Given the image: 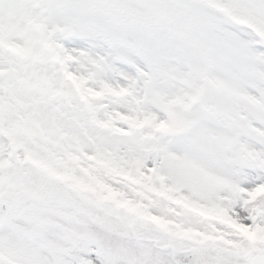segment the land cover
<instances>
[{"label":"snow or ice","instance_id":"6c2138e0","mask_svg":"<svg viewBox=\"0 0 264 264\" xmlns=\"http://www.w3.org/2000/svg\"><path fill=\"white\" fill-rule=\"evenodd\" d=\"M0 264H264V0H0Z\"/></svg>","mask_w":264,"mask_h":264}]
</instances>
